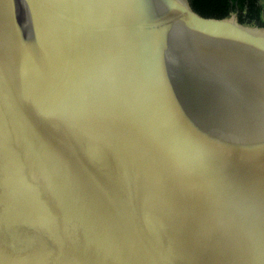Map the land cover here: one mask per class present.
I'll list each match as a JSON object with an SVG mask.
<instances>
[{"label":"water","instance_id":"1","mask_svg":"<svg viewBox=\"0 0 264 264\" xmlns=\"http://www.w3.org/2000/svg\"><path fill=\"white\" fill-rule=\"evenodd\" d=\"M0 264H264V27L0 0Z\"/></svg>","mask_w":264,"mask_h":264},{"label":"trees","instance_id":"2","mask_svg":"<svg viewBox=\"0 0 264 264\" xmlns=\"http://www.w3.org/2000/svg\"><path fill=\"white\" fill-rule=\"evenodd\" d=\"M188 1L191 8L202 17L225 19L235 13L237 15L238 22L241 24L256 22L260 27H264V22L261 21L262 9L259 0Z\"/></svg>","mask_w":264,"mask_h":264},{"label":"rangeland","instance_id":"3","mask_svg":"<svg viewBox=\"0 0 264 264\" xmlns=\"http://www.w3.org/2000/svg\"><path fill=\"white\" fill-rule=\"evenodd\" d=\"M259 3H260V6H261V21L264 22V0H259ZM245 26H248V27H260L256 22H251V23H245L243 24Z\"/></svg>","mask_w":264,"mask_h":264}]
</instances>
